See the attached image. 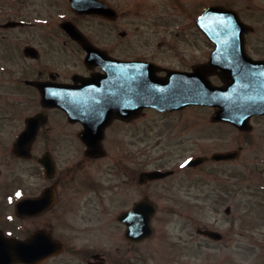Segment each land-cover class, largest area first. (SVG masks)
I'll return each mask as SVG.
<instances>
[{
    "label": "flooded vegetation",
    "instance_id": "obj_1",
    "mask_svg": "<svg viewBox=\"0 0 264 264\" xmlns=\"http://www.w3.org/2000/svg\"><path fill=\"white\" fill-rule=\"evenodd\" d=\"M48 1L47 14L32 16L26 14L25 0H0V264H157L146 262L144 249L151 246L150 241H154V251L160 247L165 251V260L159 264H177L176 253L181 249L168 240V217L158 219L160 205L149 189L181 171L171 167L166 178L139 184L143 193L133 197L139 178L134 152H128L127 165L118 154H113L111 165L103 162L111 157L108 142L134 138L131 134L110 137L111 127L129 126L131 121H111L100 139L104 152L94 155L82 138V113L90 103L93 85L102 87V82L92 80L126 75L122 61H153L162 65L161 74L168 69L193 71L208 61L215 45L198 28L197 17L188 20L184 11L180 21L154 24L156 35L164 32L160 27L169 34L165 43L156 46L151 37L143 38L151 30H142L141 23L127 28L120 21L117 0ZM72 1L78 5L103 1L113 11L82 13L73 8ZM160 13L156 16L159 23L171 15L165 10ZM162 47L174 50L175 62L158 60L165 52ZM66 83L75 86L77 93L65 95ZM71 96L75 100L66 106L75 109L72 115L59 104ZM30 119L38 126L36 137L17 146ZM98 120L106 118L100 115ZM250 122L257 133L261 169L254 174L258 176L255 182L248 174L244 183L250 198L249 220L233 221L222 229L201 226L220 231L219 240L202 233L194 236L207 244L204 247L218 245L216 264H264V114L253 116ZM97 123L100 128L101 122ZM140 170L139 175L150 168ZM190 171L195 170L182 173ZM221 182L220 187L232 193L231 179ZM253 189L259 193L256 200L250 194ZM139 201L156 206L149 222L152 235L145 240L141 239L140 216L132 220L133 227L129 218L120 217ZM256 214L262 218L252 219ZM130 229L134 232L128 233ZM185 230L180 228L178 241L186 246L190 236L185 237ZM137 236L140 239L134 240ZM239 242L247 244L245 253L232 250Z\"/></svg>",
    "mask_w": 264,
    "mask_h": 264
},
{
    "label": "rangeland",
    "instance_id": "obj_2",
    "mask_svg": "<svg viewBox=\"0 0 264 264\" xmlns=\"http://www.w3.org/2000/svg\"><path fill=\"white\" fill-rule=\"evenodd\" d=\"M225 2L238 9L244 21L252 26V29L246 33L247 47L254 57L264 58V0H117V5L122 10L120 21L127 28L134 27L132 24L141 23L145 27L142 30H151L150 33L143 34V38L148 40L147 38L151 37L154 45L157 46L160 41L165 43L169 39V34L165 32L168 29L160 27L159 30L164 32L156 35L155 23L165 25L166 19L172 22L175 19L180 21L183 18V11L184 18L191 20V17H196L208 5ZM49 4L48 0H25L26 14L32 16L47 14ZM164 10L171 15L162 18L159 23L156 16L161 15L160 12ZM206 44L205 39L203 45L206 46ZM161 50L165 52L160 54L158 60L167 63L175 62L173 49L169 51L162 47ZM212 81L219 82L217 77H213ZM212 114L213 111L210 108L201 106L164 113L155 109H146L138 118L133 119L129 126L121 124V126L111 127L109 131L110 137L131 134L134 138L108 142L111 157L103 161L104 165L112 164L113 154L123 157L122 161L124 160L127 165L129 161L127 154L133 151V166L137 171V178L140 169L143 168L177 167L194 155L244 146L241 158L230 162L209 161L205 165H200L195 171L181 172L177 176L167 178L165 180L167 182H156L150 185L149 191L160 205L158 219L168 217L167 230L170 229L168 240L181 249L176 253L177 264H216L218 262L220 258L218 245L213 243L209 246L210 248H205L203 245L206 243L194 237L197 235L196 229L202 225H216L222 229L225 224L233 221L239 223L248 221L249 213L246 206L250 198L248 190L243 186L244 179L247 177L246 174H250L249 178H254L251 182H255L258 176L254 174L261 169L260 146L255 129L250 133L239 132L231 124L213 122ZM122 161H120L119 169H122ZM226 177L232 180V193H228L225 187H220L224 185L220 181L225 180ZM140 190L142 188L138 181L133 197L142 195L143 192ZM250 194L255 200L259 198L255 196V194L259 195L255 189ZM123 204L125 199L122 201ZM228 206L232 209L230 214L225 209ZM255 209L257 208L254 207L253 211ZM258 215H254L252 219L262 218ZM183 226L186 228L185 237L190 236V244L186 246L182 241H178L180 228ZM238 240L246 241L245 238L240 237ZM153 244L154 241H150L151 246L144 249L146 262L159 264L165 260V251L161 247L159 252L154 251ZM234 245L236 246H232V250L246 252L243 250L247 246L246 243L239 242Z\"/></svg>",
    "mask_w": 264,
    "mask_h": 264
},
{
    "label": "water",
    "instance_id": "obj_3",
    "mask_svg": "<svg viewBox=\"0 0 264 264\" xmlns=\"http://www.w3.org/2000/svg\"><path fill=\"white\" fill-rule=\"evenodd\" d=\"M198 23L208 37L217 42L210 63L197 66L194 72L172 70L165 76L156 73L158 68L153 63H127V80L109 77L105 81L108 86L107 96L113 104L108 103L110 107L106 108L105 115L108 119L102 122L100 134L96 136L98 139L102 136L103 126L113 117L129 119L137 116L146 107L174 111L195 104L218 106L214 120L229 121L241 127L251 115L264 112V60L249 57L244 47V34L250 27L244 24L236 10L224 6L208 8L200 16ZM228 41L232 42L234 51L226 59L222 48ZM215 72L227 82L226 85H214L210 81L209 76ZM86 130L87 138L92 129L87 127ZM235 153L219 152L212 156L214 159H229L236 156ZM206 159L207 157L200 156L188 164L197 165ZM166 174L167 172L159 170L145 172L141 175V181L154 180ZM143 205V202L136 204V207L126 214L136 216L142 213ZM151 208L153 210L154 207H149L148 212ZM141 223H144L143 216ZM148 233L149 231L145 234Z\"/></svg>",
    "mask_w": 264,
    "mask_h": 264
},
{
    "label": "snow or ice",
    "instance_id": "obj_4",
    "mask_svg": "<svg viewBox=\"0 0 264 264\" xmlns=\"http://www.w3.org/2000/svg\"><path fill=\"white\" fill-rule=\"evenodd\" d=\"M17 195L19 196L20 194H19V193H17Z\"/></svg>",
    "mask_w": 264,
    "mask_h": 264
}]
</instances>
